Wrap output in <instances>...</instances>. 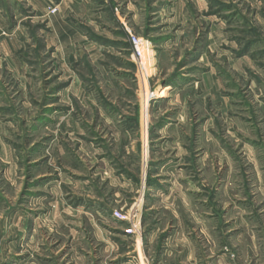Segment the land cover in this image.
Listing matches in <instances>:
<instances>
[{
  "label": "rangeland",
  "instance_id": "374dc122",
  "mask_svg": "<svg viewBox=\"0 0 264 264\" xmlns=\"http://www.w3.org/2000/svg\"><path fill=\"white\" fill-rule=\"evenodd\" d=\"M71 2L0 0V264H158L198 214L260 224L264 0Z\"/></svg>",
  "mask_w": 264,
  "mask_h": 264
},
{
  "label": "crops",
  "instance_id": "0c3cea01",
  "mask_svg": "<svg viewBox=\"0 0 264 264\" xmlns=\"http://www.w3.org/2000/svg\"><path fill=\"white\" fill-rule=\"evenodd\" d=\"M59 13L53 16L50 22H59L66 13L71 0H59ZM43 11L47 3L43 1L41 4ZM45 7V8H44ZM60 32V31H59ZM61 36H64V33ZM0 50L7 66L13 67V50L10 48V42L4 41L1 44ZM18 48L15 50V53ZM168 205L173 204L172 198L167 202ZM176 206H184L186 204L177 203ZM196 219V227L200 230L202 241L192 240L187 236L180 235V238L170 237L169 244L166 246V251L162 255L158 264H264V215L261 216V223H249L248 218L245 220L236 217L237 214H231V227L225 233L219 232L218 226L206 227L205 219L200 214ZM239 215V214H238ZM248 215L243 213L242 215ZM218 219V218H217ZM239 219V220H238ZM241 220V221H240ZM263 221V222H262ZM188 235V234H187ZM223 236V238H220ZM223 239V240H222ZM226 239V240H225ZM206 240V241H205ZM207 243V246L204 245ZM226 243V244H225ZM227 248V251L221 250L222 246ZM74 243L71 246L73 251ZM221 246V247H220ZM223 249V248H222ZM222 253L220 254V252ZM74 256L67 264H75ZM73 260V261H72Z\"/></svg>",
  "mask_w": 264,
  "mask_h": 264
},
{
  "label": "built area",
  "instance_id": "2783aa9c",
  "mask_svg": "<svg viewBox=\"0 0 264 264\" xmlns=\"http://www.w3.org/2000/svg\"><path fill=\"white\" fill-rule=\"evenodd\" d=\"M56 12L55 9H51L50 13L54 14ZM131 48L133 51V56L136 59V61H141L142 60V45L141 42L138 40V38L134 37L133 35L129 36Z\"/></svg>",
  "mask_w": 264,
  "mask_h": 264
}]
</instances>
